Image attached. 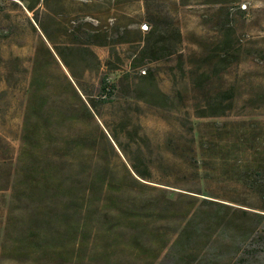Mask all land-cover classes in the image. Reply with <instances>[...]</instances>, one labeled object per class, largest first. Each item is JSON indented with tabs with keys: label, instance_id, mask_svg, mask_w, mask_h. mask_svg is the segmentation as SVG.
Segmentation results:
<instances>
[{
	"label": "rangeland",
	"instance_id": "rangeland-1",
	"mask_svg": "<svg viewBox=\"0 0 264 264\" xmlns=\"http://www.w3.org/2000/svg\"><path fill=\"white\" fill-rule=\"evenodd\" d=\"M64 1L65 12L70 17L73 13V18L80 10L87 15H100V3H104V0ZM204 1L116 0L113 5L119 9L116 15L122 18L121 22L136 28L140 25L142 33L135 31L127 42L117 44L124 59L117 75L126 72L130 75L120 84L113 102L98 104L97 121L109 138H102L98 155L102 165H108V176L117 173L119 178H126V198L153 190L152 195L158 201L169 189L176 193L172 214L147 219L150 231L160 234L158 241L153 234H150L151 241L145 239L156 249L176 238L183 215L193 206L190 197L180 194L201 192V176L206 173L209 176H206L205 190L214 196L209 198L255 211L262 209L254 192L236 184L242 164L249 157L246 149H253L236 148L239 152L233 154L231 146L241 129L253 132L257 128L253 135L264 131V0H243L241 7L245 12L231 7L230 3L206 4ZM44 17V13H39L41 21ZM227 26L233 28L236 56L225 65L219 64L215 51L223 38L221 30ZM40 35L35 15L20 1L0 0V264H175L164 253L154 260V250L131 245V227L120 222L114 225V217L120 213L121 198L117 194L106 201V193H102L101 200L93 207L96 215L88 221L80 219L85 235H79L75 242L73 239L54 241L44 247L43 253L38 251L36 237L27 224L29 213L38 203L21 191L14 197L13 179L20 170L25 144L24 115ZM59 39L67 41L64 36ZM94 49L105 63L110 47L95 45ZM46 57L49 76L46 85L52 87L54 82L57 84L63 79L61 69L65 73L68 70L62 62L59 69L50 54ZM105 71L103 64L101 69L86 73L83 81L90 93H97L96 84ZM150 71L161 89L171 96L168 106L151 104L134 96L135 80ZM198 77L203 80L202 86L196 82ZM226 89L235 93L233 106L226 115H196V109L206 106L208 98ZM51 95L56 102L60 97L70 99L66 87L59 89L54 85ZM199 127L209 136L211 150H201L200 138L195 136ZM219 128L225 130L219 131ZM133 129L137 133L130 136L128 131ZM142 135L150 138L149 147ZM254 143L251 140L246 147ZM141 154L146 156L144 161L153 171L150 183L157 185L156 190L139 187L127 176L124 164L132 170L131 160ZM202 155L206 159L204 166L198 162ZM55 205H52L54 210ZM197 205L199 200L194 208ZM217 236L201 243L196 253L186 254V259H192L194 264L200 259L210 264H244L246 244L230 249L231 245Z\"/></svg>",
	"mask_w": 264,
	"mask_h": 264
},
{
	"label": "trees",
	"instance_id": "trees-1",
	"mask_svg": "<svg viewBox=\"0 0 264 264\" xmlns=\"http://www.w3.org/2000/svg\"><path fill=\"white\" fill-rule=\"evenodd\" d=\"M11 1H20L27 11L35 15L42 33L33 58L24 115L25 144L20 159V170L13 179L14 197L21 191L26 197L34 198L35 203H38L27 217V224L36 237L38 251L43 253L44 247L52 245L54 241L61 239L60 242H64L73 239L75 242L79 235H85L86 229L80 224V219L88 221L94 217L96 214L93 207L96 201L101 200L102 193H106V201L112 200L111 195L117 194L121 198L118 210L120 213L114 217L116 220L114 225L120 222L131 227L133 231L130 237L131 245L144 250H154V260L164 253L165 257H171L175 264L187 262L194 264L192 259L191 261L186 259V254L196 253L201 243L218 234L217 237L231 245L230 249L238 244H246L243 252L246 256L243 259L244 264H264V131L253 135L257 128L253 132L248 128L241 129L234 137L235 143L231 146L233 154L239 152L238 149H253V151L246 149L249 157L242 164L243 168L237 176L236 184L254 192L262 204V209L255 211L209 198L214 196L205 190L206 176H209L206 173L201 176L200 184L203 189L201 192L180 194L190 197L193 208L189 207L183 215L176 238L158 249L151 242L148 245L145 239H149L150 234H153L157 241L160 240V234L157 231L154 233L150 231L147 219L172 214L176 193L173 189H169L170 191L158 201L155 195H152L153 190L126 198L124 197L126 178H119L117 173L108 176L106 174L109 170L108 165H102L98 155L102 138L109 139L97 121L98 104L113 102L115 95L121 89L120 84L128 80L130 75L129 72L117 75L120 63L124 62L117 44L127 42L128 36L135 31L142 33L140 25L136 28L121 22L122 18L116 15V10L119 9L113 6L116 0H104V3H100V15L96 13L87 15L80 10L74 18L73 13L70 17V13L65 12L64 0ZM242 1L205 0L204 2L230 3L231 7L245 12L241 7ZM41 12L45 15L44 21L39 19ZM34 28L38 30L36 26ZM221 32L223 38L215 54L219 58V64L228 65L232 61L231 57L236 56L234 32L230 26L225 27ZM60 36H64L67 41L62 42ZM95 45L110 47L109 57L105 63L95 51ZM140 48L141 45L135 54ZM49 54L54 58L59 69L62 68L60 66L62 62L68 70V73H65L61 69L63 79H59L57 84L54 82L52 87L56 85L59 89L68 88L70 99L61 100L60 97L56 102L51 95L52 87L46 85L49 76L45 60L48 59L46 55ZM103 64L106 71L96 84L97 93H90L84 85L86 73L101 69ZM196 82L199 86L203 84L201 77H198ZM132 89L136 98L151 104L168 106L171 100V96L161 89L151 71L148 74L147 72L141 74L135 80ZM234 100L235 93L232 89L218 91L213 97L208 98L206 106L196 109V115L198 117L226 115L228 109L232 108ZM217 130L223 131L225 128ZM128 132L130 136L135 135L137 129ZM195 132V136L200 138L201 150H211L209 136L204 135L200 127L196 128ZM141 138L146 147H149L150 138L147 135H142ZM251 140H255V143L251 147H246ZM139 150L142 153L141 146ZM135 159H130L132 170L124 164L127 176L139 187L156 190L157 185L150 183L153 181V171L144 161L146 156L141 154ZM198 162L204 166L205 157L202 155L201 162ZM241 163L242 161L235 168L239 169ZM110 192L113 193L108 195ZM198 200L199 205L194 208ZM53 204H56L55 210ZM54 229L56 230L53 231ZM113 229L115 230L112 228V231ZM55 236L59 239H55ZM151 239L153 238L149 241ZM198 264L210 263L200 259Z\"/></svg>",
	"mask_w": 264,
	"mask_h": 264
}]
</instances>
